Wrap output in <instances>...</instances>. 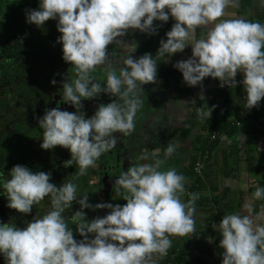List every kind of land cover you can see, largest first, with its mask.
Wrapping results in <instances>:
<instances>
[{"label":"clouds","instance_id":"obj_1","mask_svg":"<svg viewBox=\"0 0 264 264\" xmlns=\"http://www.w3.org/2000/svg\"><path fill=\"white\" fill-rule=\"evenodd\" d=\"M238 0H39V6L26 12V23L43 26L57 20L63 59L75 69L74 81H63V101L82 107L83 99L102 93L116 97L101 104L95 113L71 112L59 107L47 109L38 118L43 131L41 147L51 150L59 145L70 150L66 166L78 165L85 175L102 154L117 143V133L131 135L136 115L142 106V85L155 83L158 62L155 57H172L190 45L192 54L174 65L190 86L202 85L206 77L219 79L220 86L242 83L246 91L245 109H252L264 99V22L238 16L222 18ZM173 18L175 23L160 40L156 56L145 53L135 58L138 41L124 44L128 55L117 71L111 66L108 46L129 29L148 35L158 34L161 25ZM206 32L196 38L197 29ZM98 66H108L106 83L93 78ZM243 74V80L236 79ZM52 84L57 81L53 79ZM216 106L199 109L200 118H211ZM176 151L169 144L163 157L156 149L152 156L142 154L115 180L114 186L125 204H92L88 195L77 196L74 180L61 185L52 182L50 171H33L16 164L10 177L0 173V188L7 196V206L20 213L32 212L35 204L49 197L51 208L33 218L26 227L0 222V254L5 264H159L168 254L173 236L195 232L199 194L187 193L185 177L176 168L165 169V161ZM155 157L152 162V157ZM146 161V162H145ZM253 197L264 200V186H257ZM69 226L66 209L73 203ZM249 214H225L215 228L221 234L222 264H264V218L262 211ZM86 208L110 209L104 216L89 219ZM74 230L82 239L74 236ZM211 242L214 237H209Z\"/></svg>","mask_w":264,"mask_h":264},{"label":"flooded vegetation","instance_id":"obj_2","mask_svg":"<svg viewBox=\"0 0 264 264\" xmlns=\"http://www.w3.org/2000/svg\"><path fill=\"white\" fill-rule=\"evenodd\" d=\"M39 0L30 2L28 6L16 9V13L22 15L20 21L12 24V30L8 35V40H4L2 45V71H0V94L1 99H7L9 104L0 105V173L3 178L10 177L11 169L16 164L26 165L35 171H50L51 180L57 185L64 181L74 180L78 185L77 196L88 195L92 204L99 202H111L113 204H125L121 194L115 190V180L119 175L127 170L133 163L139 164L142 161V154L152 156L156 149L163 157L164 149L169 144L176 145L175 153L168 158L163 167L176 168L178 172L187 174L185 177V187L187 192L183 199L189 197L187 193L194 192L197 183V150L194 142L190 147L184 145V141L190 136L192 141L196 139L197 127L192 129L191 135L185 139H171L161 141L168 132L167 126L170 121H162L161 113L154 122V112L148 105L145 93L142 96V106L139 108L135 130L131 135L125 136L117 133L118 140L114 147L102 154L94 167H90L85 175H79L78 165L75 163L66 166L67 160L71 158L70 150L62 146H55L51 150L41 147L43 131L38 123V118L42 117L47 109L59 107L62 110L71 112L79 111L81 115L85 113V118L92 116L101 104H107L116 97L102 93L98 97L83 99L82 107L76 108L74 105L63 101V81H74L76 77L75 69L70 62L63 59L62 43L57 42L61 33L57 29V20L49 19L43 26L34 23H26V12L37 8ZM7 38V37H6ZM108 46L111 66L117 69L114 62L119 59L120 50L117 47L119 41L122 45L130 43L131 35L127 32L124 36L117 37ZM113 49L115 53H113ZM121 51H126L125 49ZM27 52L31 53L29 60L26 58ZM2 60V62H1ZM25 60L27 63L25 64ZM0 69V70H1ZM108 66H98L93 73V78L101 84L106 83ZM118 71V70H117ZM55 79L56 84L51 81ZM178 126V127H177ZM178 129H183V124H177ZM158 137V138H156ZM195 137V138H194ZM156 142L158 143L155 147ZM155 157H152L154 162ZM196 160V161H195ZM196 162L193 167V162ZM146 162V161H145ZM191 182V184H190ZM7 196L0 188V222L16 224L18 227H26L33 218L43 216L51 208L49 197H45L39 204L33 206L32 212L28 214L20 213L7 206ZM80 207L78 201L73 203L72 209H66L64 215L70 227L75 229L71 220L73 211ZM197 208V201H196ZM110 209L86 208L85 212L89 219L96 216L106 215ZM195 232L185 236H173L172 247L168 254L159 259V264H210V257L202 256L197 251V218ZM74 236L82 239L80 234L74 230ZM0 264H5V259L0 254Z\"/></svg>","mask_w":264,"mask_h":264},{"label":"crops","instance_id":"obj_3","mask_svg":"<svg viewBox=\"0 0 264 264\" xmlns=\"http://www.w3.org/2000/svg\"><path fill=\"white\" fill-rule=\"evenodd\" d=\"M238 16L264 22V0H238L237 5L230 6L222 18ZM155 23L161 25L158 34L148 35L139 30H128L132 37L131 42H139L137 50L131 53L135 58L145 53H151L155 57L160 40L167 38L166 33L175 21L170 17L167 23L160 21ZM205 32L206 28H198L196 38H200ZM119 42L117 45V50H120L119 59L114 62L116 70L123 66L122 58L128 55L127 51H121L124 49L121 44L124 40ZM191 54L192 48L189 45L184 52H178L171 58L155 57L158 62L157 81L142 85L143 90L140 94L145 93L148 97V105L155 116L154 122L158 120L156 116L162 112L161 122L170 121L167 126L170 130L178 129L177 124L186 127L193 117L197 119L196 143L192 141L191 136L184 141V145L188 147L194 142L197 163L200 164L195 183L197 186L193 187L194 192L199 194L196 216L197 251L202 256L208 255L210 264H222L223 249L219 246L222 237L216 230L215 223H219L225 214L237 212L249 214V209L244 207L245 204L252 205L253 215L261 212L264 205V200L253 197L256 187L264 186V99L258 106L249 110L244 108L246 104L244 87L221 90L218 88L219 79L212 77H206L202 85L188 86L183 80V74L174 65L177 61L187 59ZM236 79H243V74L238 73ZM213 105L216 107L211 118L202 120L199 109L203 107L207 111L208 106ZM223 118L230 124H235L237 131L231 136L219 133L218 143L214 148L207 149L206 145L209 144H204L208 143L206 139L209 133L203 135L204 130L208 132L209 126H218ZM231 152L239 156L235 162L236 167L233 168L228 167L226 163ZM257 222L264 223V218ZM209 237L214 239L209 242Z\"/></svg>","mask_w":264,"mask_h":264},{"label":"trees","instance_id":"obj_4","mask_svg":"<svg viewBox=\"0 0 264 264\" xmlns=\"http://www.w3.org/2000/svg\"><path fill=\"white\" fill-rule=\"evenodd\" d=\"M35 1V0H0V58L2 57V45L4 40H8V35L10 34L11 30H12V24L16 23L17 21H20L22 18V15L16 13V9L23 7V6H28L30 4V2ZM26 21V19H25ZM7 37V38H6ZM10 40V39H9ZM29 57H31V53L27 52L26 58L29 60ZM30 61V60H29ZM2 62V60H1ZM27 63V61L25 60V64ZM2 67V63H0V69ZM2 71V69L0 70ZM4 96V94H0V97ZM5 97V96H4ZM6 103L9 104V101L7 99H1L0 98V105L5 106ZM1 109V108H0ZM227 110V109H226ZM226 110H224V112H226ZM225 114V113H224ZM195 126H197V119L196 118H191L189 123L187 124L186 127H184L183 129L178 130H168L166 137L162 138L161 141H170L171 139H175V137H177V139H185L187 137H189L191 135L192 129L195 128ZM218 132V133H225L227 136H231L232 134L235 133V131H237V127L235 126V124H230L229 121L225 120L223 118L222 123H220L218 126H209L208 128V136L206 141L209 144V146L206 145L207 149L210 148H214L215 145L218 143V137L214 140L210 139V135L212 132ZM158 138V137H156ZM158 143L156 142L155 147H157ZM205 152V151H204ZM196 161V160H195ZM193 162V167L195 165L196 162Z\"/></svg>","mask_w":264,"mask_h":264},{"label":"built area","instance_id":"obj_5","mask_svg":"<svg viewBox=\"0 0 264 264\" xmlns=\"http://www.w3.org/2000/svg\"><path fill=\"white\" fill-rule=\"evenodd\" d=\"M238 81H242L243 79H237ZM237 87H244L242 83H238L236 86H227L225 85L224 87H221L220 86V81H218V88H220L221 90H228V89H233V88H237ZM219 136V133L214 131L211 133L210 135V139L214 140L216 139L217 137ZM200 168V164L199 163H196L195 165V171L197 172Z\"/></svg>","mask_w":264,"mask_h":264},{"label":"rangeland","instance_id":"obj_6","mask_svg":"<svg viewBox=\"0 0 264 264\" xmlns=\"http://www.w3.org/2000/svg\"><path fill=\"white\" fill-rule=\"evenodd\" d=\"M115 49V48H114ZM113 49V53H115V50ZM116 49H117V47H116ZM205 132H203V135L204 134H206V133H208L207 131H206V129L204 130ZM193 137V135L191 136V138ZM222 139V138H221ZM220 139V140H221ZM194 142L196 143V141L194 140ZM199 145V144H198ZM200 146V145H199ZM233 148V147H232ZM230 156H228L227 157V160H226V163H227V166L228 167H230V168H233V167H236V163L235 162H237L238 161V159H239V156L236 154V153H230L229 154ZM238 165H241V164H238ZM183 174H185V177H187V174H186V172L185 173H183Z\"/></svg>","mask_w":264,"mask_h":264}]
</instances>
